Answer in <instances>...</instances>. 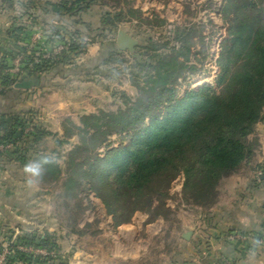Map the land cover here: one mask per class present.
I'll return each mask as SVG.
<instances>
[{"label": "trees", "instance_id": "16d2710c", "mask_svg": "<svg viewBox=\"0 0 264 264\" xmlns=\"http://www.w3.org/2000/svg\"><path fill=\"white\" fill-rule=\"evenodd\" d=\"M261 1L224 0L221 11L229 32L218 63L221 70L215 84L198 89L191 88L190 82L205 73L211 39L205 35V27L197 23L167 28L165 19L144 18L140 9H129L128 13L107 10L101 14L98 27L86 25L93 29L86 40L67 22L66 28H50L37 21L39 16L32 15L31 24L45 29L46 44L68 46L59 56L36 63V53L29 54L20 47L25 42L28 46L32 27L27 22H15L7 32L11 47L0 52V88L16 91L8 70L15 57L25 54L24 79L41 78L61 67H67L75 77L85 75L92 81L100 75L110 83L107 91L111 93V104L81 115L79 123L66 118L61 134L37 121L35 111L0 113V145H12L0 151V162H17L21 166L40 163L42 186L54 193L58 190L55 197L61 204L81 201L80 211L84 210V216L89 212L94 221L86 220L87 227L82 229L80 222L84 216L70 217L66 225L70 235L85 236L110 217L112 222L106 226L117 228L129 223L138 212L146 214L148 222L168 220L174 214L169 200L178 199L190 210L212 208L218 202L221 182L252 166L260 148L255 134L258 125L264 123ZM99 3L106 5L102 0H58L52 6L62 20L69 22ZM134 18L151 28L158 27L160 36L148 38L146 44L138 47L140 55L130 60L109 38L121 23ZM95 43L100 44L101 55L93 68L82 69L79 62ZM242 60L247 63L244 69L238 68ZM121 79L128 82L132 93L111 87L114 82L121 83ZM28 128L32 131L26 132ZM114 135L120 142L116 147ZM48 139L54 146L51 149ZM53 154L54 162L43 163L45 157L51 160ZM256 171L260 174L255 180L260 182L264 179V165L257 166ZM178 178H183L182 189L172 195V185ZM92 195L104 206L105 217H99ZM99 231L95 229L92 234ZM16 240L18 245L51 250L55 256L34 257L15 249L16 255L10 257L8 264L66 263L55 233H22Z\"/></svg>", "mask_w": 264, "mask_h": 264}, {"label": "crops", "instance_id": "0c3cea01", "mask_svg": "<svg viewBox=\"0 0 264 264\" xmlns=\"http://www.w3.org/2000/svg\"><path fill=\"white\" fill-rule=\"evenodd\" d=\"M6 2L8 6L3 5L2 7L0 4V52L2 48L7 49V45L12 42L7 35L10 27L16 22V17L12 16V12L22 11L23 16L27 12L35 13L36 17H40V21H37L43 22L50 28H57L60 21L65 26L67 23L72 25L73 19H70L69 22L62 20L53 10L52 4L57 3L58 0H6ZM99 5L102 4L99 3L98 7ZM102 6L105 9L107 7L106 5ZM5 7L7 8L5 9ZM88 17V21L85 20L88 25L94 28L100 25V17H97V14L94 13L93 17L90 13ZM25 19H27L26 16L21 21L18 20V23L27 22ZM89 49L88 52H91V49L99 52L101 46L99 43H95ZM0 92H2L0 94V113L22 110H31L37 113L34 108H13V105H16L13 102L20 92L7 88H0ZM23 92L28 96H34L37 100L41 91L36 88ZM62 107L64 106L59 104L53 110H61ZM44 110L46 111V109ZM81 113L79 117L88 112ZM40 122L49 130L51 129L53 122L50 121V124L46 123L47 120ZM61 125L62 122L55 128L60 129ZM58 129L55 133L61 134L62 127L60 130ZM255 136L259 140L260 148L254 164L221 182L218 202L212 208L208 210H190L188 208L185 209L187 213L189 212L187 215H185L186 213L182 216L178 214L179 216L174 220L169 218L152 222H148L146 214L138 212L130 223L121 224L114 229L106 226L99 229L97 249L91 250L88 247L91 238L93 239L92 236H83V238L86 237L83 239L84 243H88L87 247H82L81 255L76 251L77 248L72 251V246L69 243L64 245V242L62 243L60 240L66 255L65 264H228L229 262L233 264H264V179L260 182L255 180L257 166L264 165V123L258 125ZM18 168H21V165H18L17 162H0V170L8 172L9 176L8 179L0 180V254L11 235L10 221L19 223L18 229H14L13 232L20 234L21 231L27 229L22 220H31L33 216L30 206L27 204L28 200L24 199V191L27 188L25 179L15 175L12 178V171ZM227 185H233V188L225 189ZM105 224L107 225V222ZM188 231L192 232V236L186 240L184 234ZM160 233H164L168 239L170 238L173 244L172 242L163 244L164 239L159 241L160 248H157L162 254L160 253V257H155L153 254H149L154 251L151 241ZM234 233L245 234L248 238L247 241H230L228 237ZM254 237L259 238V241H254Z\"/></svg>", "mask_w": 264, "mask_h": 264}, {"label": "rangeland", "instance_id": "374dc122", "mask_svg": "<svg viewBox=\"0 0 264 264\" xmlns=\"http://www.w3.org/2000/svg\"><path fill=\"white\" fill-rule=\"evenodd\" d=\"M102 1L106 3L107 6L106 9L104 8V6L99 5L98 7V4H96L94 7H92L93 10L92 9L90 10L91 12L89 11V13H84V16L73 17L72 18L73 20L71 19L72 26L76 31L80 33L79 34L80 38L89 40L88 36L92 33L91 31L93 29L84 26V24H87L86 21H88L89 19L88 16H90V13L93 17H94V13L95 15L97 14V17H100L101 14L107 10L108 11L110 10L112 12L124 11V13H128L129 9H140L142 11L144 18H150L153 20L155 16H158L162 19H165L168 24L167 28H172L176 24H185L187 22L197 23L198 25H202L205 27V35L211 39V43L209 45V58L205 63V69H206L205 73L203 75L196 76L191 80L190 82L191 88L198 89L200 87L205 86L206 84H210V85L215 84L216 75L221 70V68L218 66V63L221 57L222 47L224 41L228 37V32H229V26L226 24V21L223 19V14L221 11L224 0H119V2L114 0H102ZM0 4H2L3 7V5H7V2L6 0H0ZM259 5H261V7L264 10V0L261 1V4L259 3ZM6 8L7 7H5V9ZM250 11L251 9L247 10L248 13ZM11 14L12 16L16 17L15 19L17 24H18V20L21 21V19L24 17L22 15V11L19 12V10L12 12ZM32 15L35 16L36 14L32 13L27 16V19H25L27 20L26 25H30L32 27V28L30 27L31 30L33 31L29 38L30 39L29 42H27L28 46L31 42H33L34 45H36L34 41L36 38V33L39 32V29L37 27L41 26L40 24H34V25L31 24V22L34 19V17L31 18ZM262 15L264 17V12ZM81 21L83 23H80ZM64 27L66 28L67 26H65V24H62V22L60 21L58 23L57 28L63 29ZM120 27L134 33L136 38L142 39L144 41V44H146L148 38L158 39L160 36V29H158V27H156L157 29L151 28L146 23L141 22L136 18L121 23L119 25V28ZM117 32L116 34L110 36L109 38V40L114 41L113 43H115ZM163 32H166V30L164 29ZM44 34L45 36H47V34L45 33V29H44ZM65 34L66 33H64V35ZM11 45L12 44L10 45L8 44L7 46L11 47ZM28 46H26V42L20 44V47L22 49L25 48L27 50L31 49V46L29 47ZM89 48L88 51L90 50ZM88 51L86 55L89 56L85 55V57H83L81 61L79 60L80 62L78 61L79 64L82 65V69H87L88 67H92V68L94 67L95 60L100 57L102 48L99 52L93 49H91V52ZM140 53H141V49L137 48L135 55H131L130 53L126 52L125 57L130 60L135 59L136 57H138V55H140ZM140 58L141 57H139V59ZM246 67H247L246 61L242 60L239 63L238 68L244 69ZM66 68H62V67L57 68L54 71L50 72V74H48L47 76L41 77L43 81V86L41 88H38L41 92L40 95L37 96L38 97L37 100H35L34 96H28L26 95L25 92L21 91V93L16 96L15 102H13L16 103V105H13L14 106L13 108L16 109L34 108L37 111V119H38L37 121H39L40 119V121L46 122L47 120L46 123L48 124H50V121L53 122L50 130L55 132L58 129L55 127H57V125L61 122L63 124V121L66 118H71L74 122L79 123L80 112L82 113L88 112L87 114L94 113L98 111L99 107L111 104V99H110L111 93L107 91V87L110 85V83L107 80H104V78H102L100 75L94 76L93 77V79H95L94 81H92L91 78H87L85 75L75 77L72 75L73 72L70 73ZM121 80H122L121 83L120 82L112 83L111 87L112 88L115 87L122 90H128L129 92L133 91V89L130 88V85L125 79H121ZM13 89L15 88L13 87ZM0 94H2V92H0ZM12 101L14 100L12 99ZM59 104L63 105L64 107H62L61 110H53L56 108V106L58 107ZM44 109H46V111ZM61 127L62 125L60 126V129ZM60 131H62V129ZM115 138L116 135L112 137V140L116 141ZM50 139H48L50 143L48 145L49 148L51 149L53 143L51 142ZM119 143H120L119 141H116L113 146L116 147L118 146ZM17 164L19 165V163ZM27 164H29V162ZM3 171L4 170H0V180L4 178L5 179L9 178L8 172L6 173ZM14 175L19 178L25 179L26 182L25 185H27V188H25L24 191V197H25L24 199L28 200L27 204H29L31 213L33 215L31 217L32 218L31 220L30 219L22 220V222L24 223L23 225L25 227L27 226V229L21 231L20 235L22 233H27V232L36 235H43L46 232L50 234L55 233L56 237L59 238V242L60 240H62L61 242L62 243L64 242L63 243L64 245H67L69 243L72 246L71 250L75 251L74 248H77L76 251H78L81 255V252L83 250L82 247H87L86 244L88 242H86L85 244L83 241V239L86 237L83 238V236H78L76 234L70 235L69 234L70 231L66 227V225L69 224L70 222L68 220L70 217L71 218L78 217L80 219V217L84 216L83 215L84 210L83 211L81 210L82 212L80 211L81 201L79 199L69 200L68 204H61V200L55 197V194L58 193L57 192L58 190L55 189L54 191H56V193H54L53 191H51L49 187L42 186L40 176L38 177L32 176L30 173L25 171V166H21V168L14 169V171H12V178H14L13 177ZM258 176H259V172L255 171V177ZM182 186H183V178H178L172 185L171 194L175 195L178 192L180 193ZM226 188L231 189L233 188V185H227L225 186V189ZM177 197H179V195ZM91 198L93 202H95L98 206V210L100 213L99 217L102 218L105 217V210L101 204V201L96 199L93 195L91 196ZM168 206L171 207L174 213L170 218L172 220H174V218L179 216L178 214H180L181 216L185 213H186L185 215L189 214V212L187 213L186 211L188 207L185 206L184 204H181L178 199L169 200ZM86 220L94 221V217L90 215L89 212H86L83 220L81 219L80 222V227H82V229L83 228L85 229V227H87L84 224ZM5 221L3 222L5 223ZM111 222H112V218L110 217L107 220V225H109ZM105 223L106 222L100 221L96 227H92L91 230L87 232V235L93 237V239L91 238L90 245L88 246L90 247L91 250L98 248L97 237L99 236V232L92 234V231H94L95 229L96 231H98L99 229L105 227L106 226ZM9 224L11 227L10 230L11 235L9 237L10 239H12L16 235L15 232L13 231L14 229H18L19 223L17 221L11 220ZM163 239H164L163 244L172 242V240L170 238L168 239V237L164 233L158 234V236L151 241L152 249L154 248V251L153 252L151 251L149 254H153L155 257L161 256L160 253L162 254V252H160L159 250L160 248L159 241L161 242V240ZM15 255L16 254L14 253L13 256L15 257ZM13 264H23V263L21 261H17Z\"/></svg>", "mask_w": 264, "mask_h": 264}, {"label": "built area", "instance_id": "2783aa9c", "mask_svg": "<svg viewBox=\"0 0 264 264\" xmlns=\"http://www.w3.org/2000/svg\"><path fill=\"white\" fill-rule=\"evenodd\" d=\"M41 26L37 27L39 29V32L36 33V38L34 41L36 45H34V43L31 42L29 44V46H31V49L27 50V53L29 54L32 52V49L33 52L36 53L34 58L36 63H40L42 60L55 58L59 56L68 47L64 43L46 44V42L48 41V37L45 36L44 28H42L43 26L42 27ZM24 60H25V54L15 57L12 60L11 67L9 68L8 72H10L13 75V79H14L13 87L15 86L16 83L25 80L24 77L27 71L24 68L25 67V65L23 64ZM30 131H32L31 128H28L26 130V132H30ZM10 148H12L11 144H8L6 146H4L3 144L0 145V151H4L5 149H10ZM18 235L19 234L17 233L12 239H9L5 243L2 253L0 254V264H8V260L15 253V249H17L22 253L32 255L34 257L40 256L43 258H51L55 256V253L53 251L45 248L33 247L31 245H22V244L18 245L16 240ZM228 239L230 241H247L248 238L240 233H234L231 234L228 237ZM228 264H233V263L229 262Z\"/></svg>", "mask_w": 264, "mask_h": 264}, {"label": "water", "instance_id": "95a60500", "mask_svg": "<svg viewBox=\"0 0 264 264\" xmlns=\"http://www.w3.org/2000/svg\"><path fill=\"white\" fill-rule=\"evenodd\" d=\"M115 43L120 51L128 52L131 55H135L136 49L144 45V41L142 39L136 38L134 33L121 27L118 29ZM42 86V78L38 76H32L16 83L14 88L20 91H31L36 88H41ZM191 236V231H188L184 234V238L186 240H189Z\"/></svg>", "mask_w": 264, "mask_h": 264}, {"label": "clouds", "instance_id": "9594fccd", "mask_svg": "<svg viewBox=\"0 0 264 264\" xmlns=\"http://www.w3.org/2000/svg\"><path fill=\"white\" fill-rule=\"evenodd\" d=\"M55 156L53 154L52 159L45 157L43 163L54 162ZM25 171L30 173L32 176L38 177L41 175L42 165L40 163H29L25 165Z\"/></svg>", "mask_w": 264, "mask_h": 264}]
</instances>
